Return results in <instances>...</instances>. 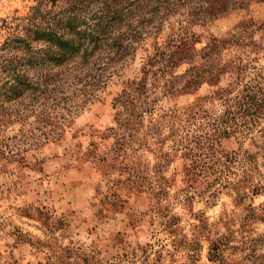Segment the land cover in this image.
<instances>
[{
    "label": "rangeland",
    "instance_id": "rangeland-1",
    "mask_svg": "<svg viewBox=\"0 0 264 264\" xmlns=\"http://www.w3.org/2000/svg\"><path fill=\"white\" fill-rule=\"evenodd\" d=\"M35 4L0 0V48ZM191 32L197 39L193 64L172 69L162 80L201 63L210 38L233 35L245 46L224 50L223 62L242 58L246 80L264 75V1L252 0ZM175 33L166 30L159 44ZM156 43L151 38L139 47L136 59L58 142L30 148L19 142L23 124L1 127L0 264H213L214 244H221L228 264H257L264 255V222L247 220L250 206L264 205V189L253 195L243 182L249 171V183L264 186V138L218 140L206 125L222 111L219 99L210 97L236 83L235 76L225 73L218 83L166 96L160 87L153 90L158 83L151 78L148 102L155 110L141 118L132 113L116 134L114 98L124 82L142 77ZM3 84L0 117L16 106ZM199 104L202 118L174 117ZM198 137L205 160L195 166L184 147L195 148ZM246 151L252 161L234 158Z\"/></svg>",
    "mask_w": 264,
    "mask_h": 264
},
{
    "label": "trees",
    "instance_id": "trees-1",
    "mask_svg": "<svg viewBox=\"0 0 264 264\" xmlns=\"http://www.w3.org/2000/svg\"><path fill=\"white\" fill-rule=\"evenodd\" d=\"M35 1L0 48V84L4 82L2 89L8 88L9 102L16 101L9 114L1 113L0 133L2 126L23 124L18 129L21 144L40 148L58 142L74 119L99 100L114 77L136 59L139 47L153 38L157 40L156 52L142 65V77L124 82L114 98L116 134L134 114L141 118L155 110L148 102L151 78L158 83L152 84L156 85L153 90L160 87L166 96L194 92L202 84L218 83L223 74L230 73L237 82L210 97L219 99L222 107L221 114L206 124L211 128L210 136L218 140L233 135L264 138V75L246 80L248 65L242 58L227 63L221 59L224 50L245 46L240 36L210 38L202 48L201 63L184 74L162 80L172 69L193 64L197 56L193 26H205L252 0ZM168 29H176V33L160 45L159 39ZM0 107L3 112L1 103ZM181 115L191 121L202 118L205 111L199 104L184 113L176 112L174 117ZM121 135L124 139L125 134ZM201 138L194 141L195 148L190 144L184 147L195 166L205 160L204 154H199L203 150ZM8 147L14 151L11 145ZM234 158L253 160L249 151L235 153ZM249 173L243 182L250 185L253 195L260 194L264 186L260 182L250 184L253 176ZM250 207L247 220L264 222V205ZM214 246L210 261L228 264L221 244ZM258 258L257 264H264V255Z\"/></svg>",
    "mask_w": 264,
    "mask_h": 264
}]
</instances>
